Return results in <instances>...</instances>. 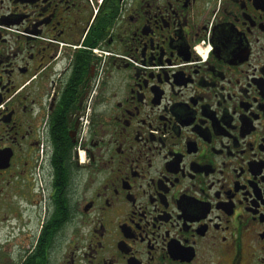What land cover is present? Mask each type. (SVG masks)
<instances>
[{
    "label": "flooded vegetation",
    "instance_id": "1",
    "mask_svg": "<svg viewBox=\"0 0 264 264\" xmlns=\"http://www.w3.org/2000/svg\"><path fill=\"white\" fill-rule=\"evenodd\" d=\"M0 264H264V0H0Z\"/></svg>",
    "mask_w": 264,
    "mask_h": 264
}]
</instances>
